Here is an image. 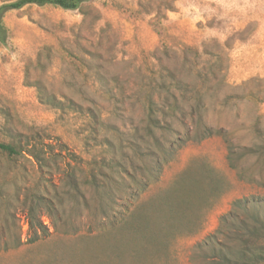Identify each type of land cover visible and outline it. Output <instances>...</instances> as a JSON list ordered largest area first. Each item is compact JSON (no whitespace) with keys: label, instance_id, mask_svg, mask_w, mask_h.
Segmentation results:
<instances>
[{"label":"rangeland","instance_id":"rangeland-1","mask_svg":"<svg viewBox=\"0 0 264 264\" xmlns=\"http://www.w3.org/2000/svg\"><path fill=\"white\" fill-rule=\"evenodd\" d=\"M4 20L9 37L0 43V107L9 114H0V138L9 125L40 134L64 157L59 143L66 144L80 157L73 164L84 196L66 194L68 157L60 156L48 170L27 157L17 166L0 162V264H139L134 255L119 258L111 251L101 230L105 196L87 181L93 163L128 157L139 181L148 177L144 157L136 154L157 148L146 130L145 98L151 92L165 112L175 98L180 105L176 115L161 114L168 130L158 133L178 148L139 202L173 187L192 163L212 165L230 184L211 209L203 207L199 231L174 239L168 263L194 264L195 245L236 209L235 200L264 197V0H83L79 9H12ZM37 83L74 108L42 102ZM167 87L174 96L163 91ZM202 122L222 127L225 135L199 140ZM227 137L245 153L236 167ZM252 148L255 153L246 154ZM119 180L130 184L128 177ZM35 185L67 198L57 214L42 216L49 235L30 243L24 197ZM18 235L23 244L6 249L4 241L12 246ZM147 261L160 264L153 257Z\"/></svg>","mask_w":264,"mask_h":264},{"label":"trees","instance_id":"trees-1","mask_svg":"<svg viewBox=\"0 0 264 264\" xmlns=\"http://www.w3.org/2000/svg\"><path fill=\"white\" fill-rule=\"evenodd\" d=\"M82 2L83 0H15L4 3L0 5V43H6L9 37V29L4 20L7 11L29 5L47 4L64 9H79ZM37 88L42 102L58 110H64L66 106L74 108L72 103L65 105L63 100L48 92L40 83H37ZM163 91L174 96L170 87ZM174 100L168 103L166 110L171 115H176L180 108L177 99ZM145 104L147 134L157 141V144L155 143L157 148L147 154L137 151L136 155L138 159L144 157L143 161L146 165L144 168L148 177H145L143 182L139 181L137 173L133 172L136 168L135 161L128 157L112 159L109 162L101 161L100 164L93 163L96 170L91 171L87 183L99 193V196H105L103 211L107 222L102 223L101 230L104 229L105 236H103L109 240L114 254L119 258L134 255L139 264H147L148 257L160 261V264H172L168 263V260L171 261L173 256L170 247L174 239L178 235L188 236L199 231L206 218L207 208L201 215L203 207L211 209L215 205L216 196L218 198L229 190L230 184L212 165L206 162L192 163L179 176L173 187L162 195L139 202L141 193L149 186L150 181L158 180L165 164L174 158L178 148L177 141L165 143L158 135L159 132L168 130L161 119V114L167 113L158 104L157 97L152 92L147 94ZM1 113L7 116L9 114L0 107ZM2 129L5 137L0 138V162H5L8 166H17L22 157H27L34 160L40 170H48L52 163H57V159L62 156L51 144L45 143L43 136L38 133L29 136L9 125H4ZM197 134H201L199 139L201 140L213 134L225 135V131L222 127L214 128L202 122ZM227 140L229 159L232 166L236 167L238 159L245 153H238L233 141L229 137ZM184 143H181L179 148ZM59 146L66 152L65 157H62L69 159L64 161L63 171L66 194L78 200L80 196H84V193L73 162L79 164L80 157L70 151L66 144L59 143ZM253 153L255 151L252 148L246 154ZM102 169L108 171L103 173ZM99 176L102 179H99ZM125 177L129 178V185H124L123 181L119 180H124ZM112 182H115V185ZM120 185L124 187L120 189ZM118 190H121L123 203L117 200ZM49 192L47 185L43 187L35 185L25 193L27 241L30 243H35L49 235L48 226L42 220V216L45 212L48 216L57 214L58 207L66 201L67 195L55 191L54 196L51 197ZM210 197H214L211 203ZM233 204L236 209L221 216L219 228L195 245L191 255L194 264H264V197H245L235 200ZM10 244L8 240L4 241L6 249L21 246L23 244L21 236L15 238L12 246Z\"/></svg>","mask_w":264,"mask_h":264}]
</instances>
